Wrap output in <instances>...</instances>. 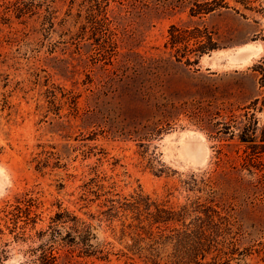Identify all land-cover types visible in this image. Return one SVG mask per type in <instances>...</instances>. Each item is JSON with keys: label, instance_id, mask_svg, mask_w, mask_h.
<instances>
[{"label": "rangeland", "instance_id": "obj_1", "mask_svg": "<svg viewBox=\"0 0 264 264\" xmlns=\"http://www.w3.org/2000/svg\"><path fill=\"white\" fill-rule=\"evenodd\" d=\"M0 4V264H264V0Z\"/></svg>", "mask_w": 264, "mask_h": 264}, {"label": "trees", "instance_id": "obj_2", "mask_svg": "<svg viewBox=\"0 0 264 264\" xmlns=\"http://www.w3.org/2000/svg\"><path fill=\"white\" fill-rule=\"evenodd\" d=\"M25 6V5H24ZM2 7V5L0 4V8ZM9 11V10H8ZM6 11V13L8 12ZM15 11L17 15H25L26 14V8L25 7H15ZM49 12V11H48ZM50 13V12H49ZM51 15V13H50ZM256 139V131H254V129H250L249 127H245L242 132L239 135V140L242 143L245 144H252V146H257L256 143L257 141ZM32 199H29L27 202V204L23 201H19V204L15 206V209L18 212H23L26 214V220L29 222H33V226H35L37 224L36 219L31 217L32 214V208L34 206V204L32 203ZM215 212V211H213ZM214 216L212 214H208L207 218L208 221L213 222L214 221ZM18 222L15 223V230L18 228V225H16ZM28 224V223H26ZM206 226H213L211 223H206V225H199V230L195 233L194 231H191L190 229H188V231H184V238L185 241L184 243L187 244L188 241H190L191 243L188 245V247L190 246V248H187V251L190 249H192L189 252H185L186 256L182 257L178 262H176L175 264H197L198 263V257L201 256L202 259H204L206 257L207 254H210V252H212V246L213 243L216 242L217 236L215 234H209L207 235V230ZM209 228V227H208ZM211 228V227H210ZM21 229H24L21 228ZM202 230V231H201ZM213 233V232H212ZM215 235V236H214ZM88 239H86L87 241ZM43 250V257H41V264H57L56 260H53L50 262V259H55V257L53 256V253L48 252V249L42 248Z\"/></svg>", "mask_w": 264, "mask_h": 264}]
</instances>
